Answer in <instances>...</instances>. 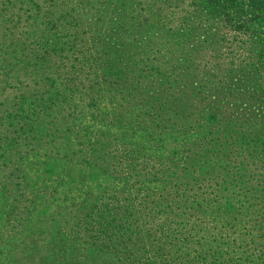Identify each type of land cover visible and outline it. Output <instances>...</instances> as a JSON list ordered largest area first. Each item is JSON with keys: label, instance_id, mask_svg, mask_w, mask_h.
Listing matches in <instances>:
<instances>
[{"label": "trees", "instance_id": "obj_1", "mask_svg": "<svg viewBox=\"0 0 264 264\" xmlns=\"http://www.w3.org/2000/svg\"><path fill=\"white\" fill-rule=\"evenodd\" d=\"M50 6L0 40V264H264V1Z\"/></svg>", "mask_w": 264, "mask_h": 264}, {"label": "rangeland", "instance_id": "obj_2", "mask_svg": "<svg viewBox=\"0 0 264 264\" xmlns=\"http://www.w3.org/2000/svg\"><path fill=\"white\" fill-rule=\"evenodd\" d=\"M51 10L50 0H0V24L3 22V26L0 28L6 33L4 37H0V40L15 38L14 34L16 35V33L14 32L18 30L22 34L34 31V29H39L40 31L49 26L47 20L49 19V11ZM30 39L33 40L34 38H27V42ZM35 39L41 40L39 37ZM21 42L13 40V44ZM22 149L12 147L9 154H3L1 157L5 161L11 160L7 164L9 165L13 162L12 160L18 159L16 152H21Z\"/></svg>", "mask_w": 264, "mask_h": 264}]
</instances>
